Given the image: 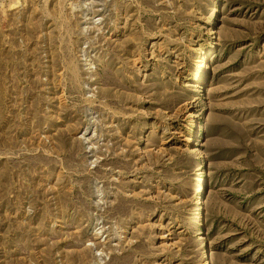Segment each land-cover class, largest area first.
I'll return each instance as SVG.
<instances>
[{
    "label": "rangeland",
    "instance_id": "374dc122",
    "mask_svg": "<svg viewBox=\"0 0 264 264\" xmlns=\"http://www.w3.org/2000/svg\"><path fill=\"white\" fill-rule=\"evenodd\" d=\"M0 264H264V0H0Z\"/></svg>",
    "mask_w": 264,
    "mask_h": 264
},
{
    "label": "bare ground",
    "instance_id": "6f19581e",
    "mask_svg": "<svg viewBox=\"0 0 264 264\" xmlns=\"http://www.w3.org/2000/svg\"><path fill=\"white\" fill-rule=\"evenodd\" d=\"M202 182V181H201Z\"/></svg>",
    "mask_w": 264,
    "mask_h": 264
}]
</instances>
